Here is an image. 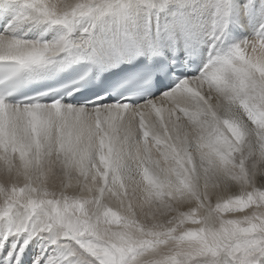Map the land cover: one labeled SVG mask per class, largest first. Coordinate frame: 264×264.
<instances>
[{
  "label": "snow or ice",
  "instance_id": "6c2138e0",
  "mask_svg": "<svg viewBox=\"0 0 264 264\" xmlns=\"http://www.w3.org/2000/svg\"><path fill=\"white\" fill-rule=\"evenodd\" d=\"M0 3L18 6L17 24L63 32L52 42L0 35L9 77L62 59V69L88 65L87 76L132 64L154 82L143 100L81 104L79 89L72 101L0 97V243L11 245L0 264H22L45 237L53 251L31 264H264V23L225 54L214 41L199 71L172 83L178 53L195 47L193 0ZM233 7L249 15L264 0H221L218 14ZM145 10L154 20L141 32ZM108 17L119 27L100 30Z\"/></svg>",
  "mask_w": 264,
  "mask_h": 264
},
{
  "label": "bare ground",
  "instance_id": "6f19581e",
  "mask_svg": "<svg viewBox=\"0 0 264 264\" xmlns=\"http://www.w3.org/2000/svg\"><path fill=\"white\" fill-rule=\"evenodd\" d=\"M244 0H233L234 4H242ZM221 1L219 0H193L190 10L187 12V29L195 36V45L198 49L204 46V42L210 32L209 24L214 23L216 32L220 37V47L218 54H225L230 51L235 45L241 43L245 39H249L257 34V30L261 23H264V11L258 8H253L249 15L237 11L234 7L231 8L228 15L218 14V9ZM259 3V0H257ZM148 17H153V14L149 10H145L139 17V29L143 32L148 26ZM84 26H87V22H84ZM246 26V27H245ZM119 27V22L112 17L105 18L100 30L111 31ZM13 35L15 38H28L32 37L29 41L39 42H52L63 34L62 30L58 27H49L44 24H36L35 22L17 24L13 29L7 31H1L0 35ZM222 34V35H221ZM47 38L45 41L44 39ZM106 51V50H105ZM103 51V52H105ZM84 54V53H80ZM61 59H56L52 64L48 65L42 70H48ZM8 225L4 222H0V235L7 229ZM16 237H9V241H15ZM24 237H19V242L22 244ZM50 237L34 240L26 250L22 264H31L32 260L42 253L47 257L49 253L53 251L51 247H48ZM4 247H11L8 243H0V249ZM19 245H17V248ZM47 251L45 252V249ZM58 255L63 254V248L56 249Z\"/></svg>",
  "mask_w": 264,
  "mask_h": 264
},
{
  "label": "rangeland",
  "instance_id": "374dc122",
  "mask_svg": "<svg viewBox=\"0 0 264 264\" xmlns=\"http://www.w3.org/2000/svg\"><path fill=\"white\" fill-rule=\"evenodd\" d=\"M219 1H221V0H219Z\"/></svg>",
  "mask_w": 264,
  "mask_h": 264
}]
</instances>
